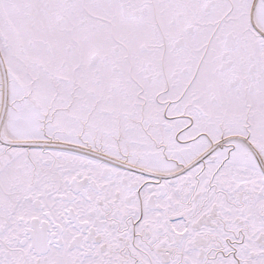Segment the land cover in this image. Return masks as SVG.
Segmentation results:
<instances>
[{"label":"snow or ice","instance_id":"1","mask_svg":"<svg viewBox=\"0 0 264 264\" xmlns=\"http://www.w3.org/2000/svg\"><path fill=\"white\" fill-rule=\"evenodd\" d=\"M0 264H264V0H0Z\"/></svg>","mask_w":264,"mask_h":264}]
</instances>
